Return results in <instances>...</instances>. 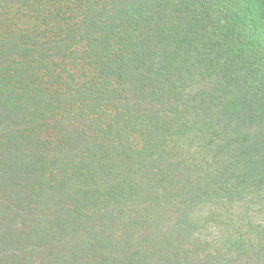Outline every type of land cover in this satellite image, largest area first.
<instances>
[{"label": "trees", "instance_id": "obj_1", "mask_svg": "<svg viewBox=\"0 0 264 264\" xmlns=\"http://www.w3.org/2000/svg\"><path fill=\"white\" fill-rule=\"evenodd\" d=\"M0 264H264V0H0Z\"/></svg>", "mask_w": 264, "mask_h": 264}, {"label": "rangeland", "instance_id": "obj_2", "mask_svg": "<svg viewBox=\"0 0 264 264\" xmlns=\"http://www.w3.org/2000/svg\"><path fill=\"white\" fill-rule=\"evenodd\" d=\"M25 17H26V16H25ZM22 18H23V19L19 20V22H20L19 24L22 25L23 28L26 27L27 25H31V24H33V16H30V17H28L27 19L24 18V16H22ZM131 97H132V96H131ZM40 133H41V135H42L43 137L46 136V134L44 133V131H40Z\"/></svg>", "mask_w": 264, "mask_h": 264}]
</instances>
